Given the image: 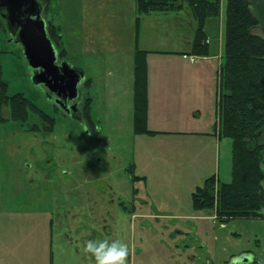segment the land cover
Here are the masks:
<instances>
[{
	"label": "rangeland",
	"instance_id": "obj_1",
	"mask_svg": "<svg viewBox=\"0 0 264 264\" xmlns=\"http://www.w3.org/2000/svg\"><path fill=\"white\" fill-rule=\"evenodd\" d=\"M221 1L220 16L209 18L205 25V32L211 37L209 55L215 53L212 55L214 58L207 63L208 69H212L208 98H205L206 83L193 81L192 97L186 102V109L199 104L200 117L197 119L207 125L209 123L210 126L212 121L216 125L218 120V78L220 64L224 58L227 0ZM40 2L49 35L57 34L56 28L59 25L68 42H71L77 31H85L84 23L87 20L94 22L98 17L99 22H104L103 33L107 37V42L102 41L100 45H111L113 48L114 41L116 45L135 47L139 19L135 29L132 0ZM181 20L184 26L174 32L171 38H186V43L189 41L188 37L190 41L195 40L198 22L187 4ZM147 22L144 23L140 47L158 49L150 42L152 27L150 23L146 27ZM4 26L5 22L0 18V77L9 83L5 89L6 93L23 94L56 120L54 128L46 132L44 129L31 131L28 123L24 125L0 117V236L5 237L8 246L19 247L24 255L29 252L38 255L39 251L45 248L43 240L50 230L52 220L57 238L68 235L77 240L76 235L84 232L90 238L101 235L127 242L128 264H224L225 260L231 261V258L242 254L251 255L252 259L255 257L256 264H264V211L261 218L222 223L215 219L212 211L194 208L190 192L194 186L191 175H181L177 182L173 181L175 176L172 174L151 177L147 182L148 188H154V194L157 189L162 188L157 195L163 209L145 204L133 209V203L138 205V201L134 199V188L141 185H135L129 176L131 164L128 163L132 161L131 124L129 113L127 115V112L120 111V105L125 103V98H122L124 95H119L126 87L121 88L122 84L114 82L112 78H109L108 82L104 81L107 78L106 71L99 70V65L97 70L101 75L100 83L93 85L92 94L93 91L101 94L110 89L115 92L108 99L104 97V93L99 102L95 101L93 116L97 124L94 129L88 127L83 110H80L82 114L79 124L58 112L59 110L56 111L53 104L35 91L28 77L23 48L20 44L9 42ZM257 33L264 35L261 29H258ZM164 48L173 49L168 46ZM181 48L189 53L188 61H191L190 57L195 56L196 63L203 62V56L193 53V46L192 49L187 45ZM60 54L63 56L64 52ZM96 55L97 61L102 54ZM147 56L148 53L145 52L148 73ZM175 58L171 55L153 57L150 65L153 79L160 83L166 80L167 74L169 78L177 77V66H180V63ZM124 60L125 58H120L122 64ZM120 62L117 64L120 65ZM124 66L127 67L126 60ZM86 72L90 74L88 70ZM197 74L198 69L195 67L192 72L194 79H197ZM199 76L208 79L204 74ZM159 83L157 94L163 98L161 102H156L154 109L162 112L157 117H162V121L163 118H171L180 109L181 104L178 96L171 94L168 87L164 90V85L160 88ZM87 91L88 89L84 88V93ZM0 102L6 109V97L0 95ZM194 114L196 115V111ZM2 116L7 117V113ZM192 119L193 116L189 122L194 127L196 121ZM32 121L30 118L29 123ZM174 142L163 135L156 138L150 147L152 149L153 145L160 156L170 157L178 148L172 146ZM165 148L168 149L166 156L163 153ZM230 149L231 140L227 139L222 148L220 175L216 177L225 183L233 181L232 174L226 173ZM145 154L142 152L140 157L143 161L148 159V154ZM140 165L144 164L140 162ZM156 165L161 166L162 163L156 162ZM159 178H162V183H159ZM164 180L169 181L164 183ZM189 211L206 218L193 221L195 224L187 226L190 224V219L186 218V215L190 214ZM141 214L154 216L141 217ZM173 214L175 216L170 217ZM177 236L182 238L174 240ZM199 236L204 239L202 242L205 241L208 245V258L206 253L199 252ZM39 237H42V241ZM77 247L85 248L82 240L78 242ZM191 254L196 255V261L188 260Z\"/></svg>",
	"mask_w": 264,
	"mask_h": 264
},
{
	"label": "crops",
	"instance_id": "obj_2",
	"mask_svg": "<svg viewBox=\"0 0 264 264\" xmlns=\"http://www.w3.org/2000/svg\"><path fill=\"white\" fill-rule=\"evenodd\" d=\"M136 1L137 0H132L133 15L135 16V29L137 26V19L139 18ZM184 11L185 8L180 11H175L171 13L151 12L149 14L141 15L140 19L138 20L139 26L136 31V44L134 48L132 45H116L114 41H112V46H114L113 48H111V45H108L106 47V44L100 45L102 41L107 42V37L103 33L104 22H99L97 20L98 17H96V19L94 18V22H92V20H87L84 23L85 31H77V35H74V38L71 42H68L66 34L62 32L60 26H57L59 33L62 37L61 44L58 45V49L60 53L62 51L64 52L63 56H61L60 54L61 58L71 64L73 67L83 70L86 76L85 83L86 90L88 89V91L84 93L85 87L83 88V99L90 98L92 102L90 110L92 118L91 121L86 122L88 124V127L94 129L97 124L96 119L93 116L95 101L96 103L99 102L101 100V96L104 93L106 94L104 97L108 99L115 92L114 89H110L104 93L101 92V94L94 93L93 91L92 94L93 85L96 83H100L99 79L101 75L100 73H98L99 70L104 69L106 71L105 77L107 78L104 81L108 82V79L112 78L114 79V82L122 84L121 88L126 87V90L122 93H119V95H124V97L122 98H125V103L123 105H120V111L127 112V115L129 113L128 118L131 124L132 136L130 144L132 143V161H129L128 163L131 164L129 176H131L132 181L135 185H141V187L137 186L134 188V199L138 201V205L133 203L131 205L133 209H138V207H140V204L153 205L158 208L161 207V202L159 201V196L157 194L162 190V188H155L157 189V192L154 194V188L150 189L147 185V182L151 179V177L157 178L161 177L162 175L170 176V174H172L175 176V179H173V181L177 182L181 178V175H191L192 177L190 178H193L191 180H193L192 184H194L193 190L190 191L192 196L193 192H195L198 187L203 186L206 180L212 177H219L220 175L222 163V148L224 145V141L229 138H225L220 135L217 126L218 120L216 121V125L212 121L211 126L209 125V123L207 125L206 122L202 123L201 121H198L197 118L200 117V113L198 112L199 104L195 106H190L186 109V102H188L192 97L193 81L206 83L205 98H208V90L212 76V69H208L207 63L208 61L214 58V56L212 55H215V53H212L209 56H203V62L200 63H196L197 57L195 56H193L195 58L194 61H192L191 59V61H188L189 58H185V55L189 56V53L185 52L186 49L183 50L181 46L187 45L188 47L190 46V48L192 49L194 39L193 41H190L191 39L190 37H188L187 39L189 41L186 43V38H171V35L174 32H177L179 28L184 26L183 20H181L182 13H184ZM145 22H147L146 27H148L149 23L152 27V31L150 32L152 40H150V42L153 44V46H157L156 48L158 49H141L140 47ZM157 24L159 25V27ZM207 38L210 40V45L211 37H208L207 35ZM94 39H99L100 41ZM165 46H168L173 49L166 50L164 48ZM137 50L148 53V109L144 125H141L142 127L140 126L141 130H137L136 127L134 104L135 59ZM99 53H101L102 56L99 60L96 61V54ZM169 55L174 58L176 57V61L180 63V66H177L178 68L176 71L178 72V76H171L169 78V75L167 74L166 80L161 81L159 83L157 79H153V73L150 68L151 61L153 57H168ZM120 58H125L127 62V67L124 66L125 60L122 64L120 62ZM119 62L120 65L117 64ZM222 63L223 61H221L219 71L221 70ZM99 65V70H97V67ZM194 66L198 69L197 79H194L192 75V72L195 68ZM87 70L90 72V74H87ZM200 74H204V76L208 77V79L206 80L204 77L199 76ZM158 83L160 88H162V85H164V90L168 87V90L172 92L171 94L178 96L179 102L181 104L180 109L176 111V113L171 118H163L162 121V117L157 119V117L160 116L162 112H158L154 109L156 102H161L163 98L157 94ZM175 103L176 100L174 102V105ZM80 107V110H83L84 101ZM195 111L196 115L194 114ZM192 116V121H196L194 123V127H192L189 122L190 117ZM163 135L168 137V139H173L175 142L172 146L178 147L177 150L174 151L170 157L160 156L157 152V149L154 148L153 145L152 149L150 147V145L154 142L156 138H159V136ZM167 151V148L163 150L164 156L167 155ZM142 152L143 154H148V159H146L145 161H143V158L140 159V157L142 156ZM229 158L230 160H228L227 162L228 168L226 173L232 174V140ZM140 162H142V164L144 165L141 166ZM156 162L162 163V165H156ZM98 179H101V177H98ZM161 179L162 178H159V183H162ZM217 179L220 183H225L221 182L219 178ZM168 181L169 180H164V183H167ZM104 206H106V204H104ZM161 209L163 208L161 207ZM189 212L190 214L186 215V218L190 219V224H187V226H192L193 224L191 223H194L197 220L202 221L203 218H206V216H202L195 213L192 214L191 211ZM144 216L153 217L154 215L141 214V217ZM160 216L163 215H159V217ZM165 216L169 217V215ZM171 216H175V214L170 215V217ZM180 216L184 217L185 215ZM103 219H105L104 216ZM37 232L40 236V229H38ZM83 233L81 232L80 234L76 235L77 238L75 239H77L78 242L82 240L83 245L85 246V242L88 239H94V237L90 238L87 236L86 233ZM104 237L105 236L99 235V237L97 238ZM176 238L178 240L182 237L177 236L174 240H176ZM199 239L201 245L199 252L204 254L206 253L208 258L210 251L208 245L205 241L202 242V240L204 239H202L200 236ZM39 240L42 241V237ZM77 240L72 239L68 235H66L64 238H57V234H55L54 231V221L51 220L50 230L43 240L45 241V248L43 249V251H39L38 255L31 254L32 252H29L28 254L24 255L22 254V250L19 247L12 248L11 246H8L5 237L0 236V264H95L94 256L91 253L87 252L85 248L80 249L79 247H77ZM232 256L233 255H231V257ZM196 258V255L191 254L188 257V260L196 261ZM233 258H231V260ZM228 260L229 259L225 260L224 264L230 262Z\"/></svg>",
	"mask_w": 264,
	"mask_h": 264
},
{
	"label": "trees",
	"instance_id": "obj_3",
	"mask_svg": "<svg viewBox=\"0 0 264 264\" xmlns=\"http://www.w3.org/2000/svg\"><path fill=\"white\" fill-rule=\"evenodd\" d=\"M141 15L171 13L191 7L198 29L193 53L210 54L205 25L221 14V0H137ZM51 37L59 45L61 35ZM249 0H227L224 60L218 78V130L233 144L231 183L215 177L205 181L192 194L196 210H209L222 223L238 219L261 218L264 211V35ZM263 31V30H262ZM264 33V31H263ZM7 99V98H6ZM16 97L15 109L23 110ZM147 69L145 52L137 51L135 67V120L141 130L147 114ZM10 105V102H8ZM91 99H84L83 114L91 121ZM24 118V113L18 114ZM52 128L55 119L47 116ZM141 126V127H140Z\"/></svg>",
	"mask_w": 264,
	"mask_h": 264
},
{
	"label": "water",
	"instance_id": "obj_4",
	"mask_svg": "<svg viewBox=\"0 0 264 264\" xmlns=\"http://www.w3.org/2000/svg\"><path fill=\"white\" fill-rule=\"evenodd\" d=\"M11 8L12 15H17L26 7L24 19L12 18L19 28V41L23 46V55L33 68L42 69L40 83H45L50 92L60 97L67 92L77 96L86 76L83 70L73 67L68 62L58 63L59 52L48 35L47 23L43 19L37 0H3ZM260 27L264 31V0H249ZM68 102V101H67ZM246 256H237L227 264H250Z\"/></svg>",
	"mask_w": 264,
	"mask_h": 264
},
{
	"label": "flooded vegetation",
	"instance_id": "obj_5",
	"mask_svg": "<svg viewBox=\"0 0 264 264\" xmlns=\"http://www.w3.org/2000/svg\"><path fill=\"white\" fill-rule=\"evenodd\" d=\"M37 2L39 3V7L41 10V14L43 19H45L44 15H43V7L41 5L40 0H37ZM11 8L7 7L6 4L3 2V0H0V18L2 20H4L5 25L4 28L6 29L7 33H8V40L9 42L12 43H16V44H20L18 43L19 41V32H20V28L19 26L14 23L12 18H20V19H24L26 17V15L24 14L26 11V7H22L21 11L17 13V15H12V13L10 12ZM46 23L47 20L45 19ZM47 30H48V24H47ZM51 37V35H49ZM52 38V37H51ZM53 40V39H52ZM54 41V40H53ZM21 45V44H20ZM22 46V45H21ZM23 48V46H22ZM25 61L27 63V70H28V77L30 80V83L32 84V86L34 87L35 91L39 93V95L43 98H45L47 101H49L51 104L54 105L55 110L58 112H61L64 116L72 119L73 121L77 122L80 124V117L82 112L80 111V106L83 103L84 99H83V88H86V83L84 82V84L81 86V90H79L77 96L73 97L71 96L72 93L67 92L65 95L62 94L60 97H56L55 94H53L52 92L49 91V89L47 88V85L45 83H40V79H39V74L42 73V69L40 68H33L31 66V63L29 61L26 60ZM65 60H63L60 56L58 57V63L61 64L62 62H64ZM8 82L4 81L1 77H0V95L4 96L7 98L8 102H10V105L7 104L6 109L4 104L2 103V105H0V117L5 120V118H7L9 121L13 120L17 123H22V124H27L29 130L31 131H36L39 129H44L46 132L48 130H51L52 127L51 125L47 124V116L48 115L45 111H43L42 109H40L39 107H37L34 103H32L29 99H27L23 94L18 93L15 95H8L6 93L7 87H8ZM16 97H18V102L21 106H23V108L25 107V109L23 110H18L15 109V105L14 102L16 99ZM68 101V102H67ZM1 103V102H0ZM7 113V117H3L2 114ZM24 113V118H19L18 114H22ZM30 118H32V123H29ZM56 121V120H55ZM244 257H248L249 260H251L250 264H256L257 263V259L254 257L252 259L251 255H242ZM233 260V259H232Z\"/></svg>",
	"mask_w": 264,
	"mask_h": 264
},
{
	"label": "clouds",
	"instance_id": "obj_6",
	"mask_svg": "<svg viewBox=\"0 0 264 264\" xmlns=\"http://www.w3.org/2000/svg\"><path fill=\"white\" fill-rule=\"evenodd\" d=\"M85 250L95 264H128L129 245L119 238H94L85 242Z\"/></svg>",
	"mask_w": 264,
	"mask_h": 264
},
{
	"label": "built area",
	"instance_id": "obj_7",
	"mask_svg": "<svg viewBox=\"0 0 264 264\" xmlns=\"http://www.w3.org/2000/svg\"><path fill=\"white\" fill-rule=\"evenodd\" d=\"M206 43H207V44H209V43H210V40H209L208 38H207V40H206ZM185 58H188V56H185ZM191 60H192V61H194V60H195V58H194V57H191Z\"/></svg>",
	"mask_w": 264,
	"mask_h": 264
}]
</instances>
